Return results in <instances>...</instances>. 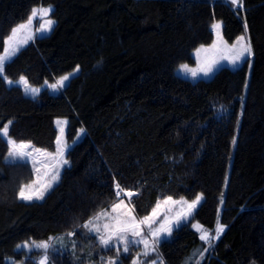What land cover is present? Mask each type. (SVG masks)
<instances>
[{"label": "trees", "instance_id": "16d2710c", "mask_svg": "<svg viewBox=\"0 0 264 264\" xmlns=\"http://www.w3.org/2000/svg\"><path fill=\"white\" fill-rule=\"evenodd\" d=\"M40 6L52 7L55 24L6 65L13 83L0 77V129L12 121L11 138L55 151L56 120H65L69 164L41 201H20L19 186L30 179L24 166L6 162L0 138V264H34L17 244L74 228L75 256L66 237L67 250L50 252L48 264L96 262L82 225L115 202L114 178L139 191L130 204L138 218L167 196L200 194L192 223L211 233L224 225L208 246L182 224L158 245L164 264H264V0H243L239 11L226 0H0V52ZM214 21L229 42L247 23L254 58L242 106L246 64L209 80L175 72L212 41ZM77 65L57 95L26 94L17 83L23 76L33 86L51 84Z\"/></svg>", "mask_w": 264, "mask_h": 264}, {"label": "snow or ice", "instance_id": "6c2138e0", "mask_svg": "<svg viewBox=\"0 0 264 264\" xmlns=\"http://www.w3.org/2000/svg\"><path fill=\"white\" fill-rule=\"evenodd\" d=\"M232 7L237 11L243 8V0H227ZM52 7H43L40 9L33 8L28 15L27 20L14 26L10 34L3 40V51L0 52V77L3 78V82L6 84H12L7 75H5L6 65L13 61L15 56L20 51L21 47L36 38V33H45L52 29L55 21L51 19ZM39 15L43 23L40 24L38 29L34 31L30 29V24ZM220 27L219 23L212 25L213 30ZM245 32H247V23L245 22ZM204 50L208 52L210 50L219 52L216 41L209 49H205L203 45L196 50L199 67L192 69L191 76L197 77L199 74L207 76L210 74L218 63L216 55L205 56L203 61H200V52ZM224 52L226 55H222L221 58L227 59L232 65H236L244 61L247 58L249 68L252 66L251 57L253 56V50L250 40L245 35L238 36L236 41L228 47L224 46ZM181 67L186 68V65ZM79 72V65L73 69L72 73L60 76L55 83L48 85L51 89L57 90L65 86V82L68 81L73 75ZM20 82L24 85L25 93H31L35 95L39 91L36 88H30L26 79L21 76ZM47 83V82H46ZM247 86V80H246ZM244 98L241 97L243 103ZM223 110V106H221ZM239 123V118L237 120ZM12 121H9L0 129V138L5 139L8 146V154L6 162L15 163L30 161L33 164V171L37 174V178L30 181L27 184H21L19 190L16 193V197L20 201L32 203L41 201L46 193L58 182L60 178L61 167L68 165L69 161L65 158L68 144L63 141L64 128L60 127L59 134L56 138V152L47 153L41 149H32L30 142L20 141L17 142L14 138L9 136V127ZM65 122L58 120V125H63ZM237 137L233 136L231 143L235 145ZM43 158V159H41ZM40 164V168H36V164ZM42 173L43 175H39ZM113 192L115 202L111 203L108 209H101L95 212L86 220L82 227L86 230L87 234H94L98 244L104 250H110L112 247H116V256L108 258L106 264H119V256L121 255V248L124 254H128L131 247H139L142 245V250L137 252L131 261V264H149V259L153 253H156L157 245L165 238L170 237L173 230L177 228L182 221H186L190 218L193 210L197 207L201 200V195L197 194L195 199L188 202L183 199L180 201L173 200L171 196H167L164 200L158 201L155 206L152 207L150 213L143 217H137L135 215V208L129 207L132 204V199L139 195V191H131L116 182L113 179ZM127 198L125 200L124 198ZM181 206V210L175 212L171 205ZM174 213V214H172ZM163 218L161 219V217ZM80 227V226H77ZM194 228L200 230V239L207 243H211L212 240L219 237L224 230L223 224H217L215 229V236H211L209 232L204 231L202 226L193 224ZM146 230V231H145ZM76 234V229L66 233V236L71 240V251L75 256L77 247V241L73 238ZM150 237V239H149ZM49 241H55L50 243ZM49 241H24L22 244H17V248H23L31 252L33 249L42 252V255L35 261V264H48L49 253H57L60 251H66L67 245L65 244V237H49ZM56 243L59 244V248L56 247ZM207 251V249H205ZM158 255V254H157ZM199 257L204 256V252H200ZM142 257L144 259H142ZM102 264H104L103 258H101ZM150 264H163L162 260H151ZM196 264H199L197 260ZM255 264V262H253Z\"/></svg>", "mask_w": 264, "mask_h": 264}, {"label": "rangeland", "instance_id": "374dc122", "mask_svg": "<svg viewBox=\"0 0 264 264\" xmlns=\"http://www.w3.org/2000/svg\"><path fill=\"white\" fill-rule=\"evenodd\" d=\"M227 1V0H226ZM37 9H40V8H43V7H36ZM41 23H43V20L42 19H40V17H39V15H37V17L34 19V21L32 22V24H30V29L31 30H35V29H38L39 27H40V24ZM214 23H219L220 24V27L219 28H217V29H215V30H213V28H212V25L214 24ZM213 24L211 25V27H210V29H211V31H212V34H213V37H212V41L209 43V44H202L203 46H204V48L205 49H209L210 48V46L213 44V41H216V44H217V48L218 49H220V51L219 52H214V51H212V50H210V51H208V52H205L204 50H201V52H200V61H203V59H204V57L205 56H212V55H216L217 56V58H218V63H217V65L215 66V68H214V70L210 73V74H208L207 76H205V75H203V74H199L197 77H195V78H193L192 76H191V71L190 70H192V69H197L200 65H199V63H198V57H197V52H196V50L198 49V48H200V46L201 45H199L197 48H195L193 51H192V53H191V56H192V59H193V63H191V64H188V63H181V64H179L178 65V67L176 68V70H175V72H176V74L178 75V76H180V77H182V78H184V79H189V80H193V81H195V80H198V79H203V80H209L210 78H212L213 77V75L219 70V69H221V68H224V67H227V68H230V69H232V70H234V69H237V68H239V67H241L242 65H244V64H246V68H247V75H246V80H247V86H246V82H245V85H244V91H243V98L245 99V97H246V94H247V90H248V84H249V79H250V73H251V69H252V66H251V68H249V64L247 63V58H245L244 59V61L243 62H241V63H238V64H236V65H232V64H230L229 62H228V60L227 59H224V58H221V56L222 55H226V52H224L223 50H224V46L225 45H227L228 47H231V45L236 41V38L238 37V36H241V35H245L246 36V38L247 39H249L250 40V35H249V33H248V29H247V32H245V26H244V31H243V33L242 34H240V35H238L232 42H229V41H227L225 38H224V36H223V34H222V23L220 22V21H214L213 22ZM46 33V32H45ZM44 33H36V37L37 36H39V35H43ZM33 41V40H32ZM29 42H31V41H29ZM28 42V43H29ZM250 43H251V40H250ZM24 46V45H23ZM22 46V47H23ZM251 47H252V44H251ZM252 50H253V47H252ZM253 58H254V51H253V56L251 57V60H252V65H253ZM182 65H186L187 67L186 68H184V67H181ZM72 73V72H71ZM56 81H54L53 83H55ZM67 82V81H66ZM65 82V83H66ZM16 83V82H15ZM21 87H22V89H23V91H24V85H23V83H21L20 82V80L17 82ZM53 83H51V84H53ZM48 85H50V84H48V83H45V84H43V85H41V86H33V85H30L29 83H28V86L30 87V88H36V89H39V91H41L42 89H44V88H47L52 94H59L60 92H61V89L62 88H59V89H57V90H53V89H51ZM38 91V92H39ZM25 92V91H24ZM37 92V93H38ZM37 93H35V94H37ZM27 94H30V95H33V94H31L30 92L29 93H27ZM243 103H244V100H243ZM243 103L241 104V106L243 105ZM58 120H61V121H64L65 122V120H63V119H58ZM58 120H56V124H57V121ZM60 127H63L64 128V132H63V141L64 142H66V140H65V123L63 124V125H58L57 124V128H58V134H59V130H60ZM237 137V136H236ZM17 142H20V141H17ZM67 143V142H66ZM68 144V143H67ZM69 146V145H68ZM234 147H235V145H233V149H234ZM56 148H57V145H56ZM32 149H41V150H44V151H46L47 153H55L56 152V149H55V151H49V150H46V149H42V148H38V147H36V146H34V145H32L31 144V148L30 149H28L29 151H31ZM67 151V150H66ZM8 154V153H7ZM41 159H43V158H41ZM15 163H17V164H21V166H24V173L26 174V175H28V177H29V181L28 182H26L25 184H27V183H29L30 181H32V180H34V179H36L37 178V174H35L34 173V171H33V164L30 162V161H25V162H19V161H17V162H15ZM41 167V165L38 163V164H36V168H40ZM65 167V165L64 166H62L61 167V172H62V169ZM229 171H230V165L228 166V169H227V174H226V180H225V185H224V191H225V189H226V185H227V180H228V177H229ZM61 172H60V174H61ZM39 175H43L42 173H39ZM50 191V190H49ZM47 194V193H46ZM173 198V197H172ZM125 200H127V198L125 197L124 198ZM181 199H183V200H185L184 198H182V197H180V198H173V200H176V201H180ZM223 199L224 198H222V200H221V202H220V206H219V208H218V213L220 214L221 213V210H222V208H223ZM164 200V198H162V199H160L159 201H163ZM185 201H187V200H185ZM188 202H190V201H188ZM129 207H131V205H129ZM169 207H172L173 209H174V211L175 212H178V211H180L181 210V206L179 205V204H177V205H171V206H169ZM196 209V208H195ZM195 209L193 210V212H192V214H191V216H190V218L188 219V220H186V221H182L181 222V224L177 227V228H175L173 231H175V230H177L182 224H192V226H193V224H196V223H192V216H193V213H194V211H195ZM172 214H174V213H172ZM163 218V216L161 217V219ZM216 229V228H215ZM196 230L198 231V233H199V235L201 234L200 233V230H198L197 228H196ZM85 232V234H87V232H86V230L83 228V230H82V232ZM146 231V230H145ZM173 233V232H172ZM223 233V232H222ZM221 233V234H222ZM209 234L211 235V236H215V230H214V232L213 233H211V232H209ZM221 234L219 235V237L221 236ZM88 236H90V238L92 237V240L90 241V246L92 247H90V249H91V253L92 254H94L95 252H97L98 254H97V261L95 262H93V263H91V264H102V260H101V258H103V261H104V264H106V262H107V260H108V258H110V257H115L116 256V251H117V249H116V247H112L110 250H104V249H102L101 248V246L98 244V242H97V240H96V238H95V235L94 234H87ZM172 235V234H171ZM61 236H63V235H59V236H56V237H61ZM76 236V235H75ZM63 237H65V243H66V235L65 236H63ZM218 237V238H219ZM55 238V237H54ZM74 238V237H73ZM169 238H171V236L170 237H167V238H165V239H169ZM218 238H216V239H214V242L218 239ZM149 239H150V237H149ZM165 239H163V240H165ZM162 240V241H163ZM47 241H49V239L47 240ZM50 243H54L55 241H49ZM212 242H213V240L211 241V243L210 244H212ZM207 243V242H206ZM210 244L209 243H207V245L208 246H210ZM159 245V244H158ZM158 245H157V249H156V253H153L152 255H151V257L150 258H148L149 259V264H150V261L151 260H156V259H159V260H162V262H163V259H162V257H161V255L159 254V251H158ZM59 246V244L58 243H56V247L57 248H59L58 247ZM94 246H96V247H94ZM94 248V249H93ZM22 250H23V253L25 254L24 255V258H26L29 254H33V256H34V258H33V261H36L41 255H42V252L41 251H39V250H35V249H33L31 252H28V250H26V249H23L22 248ZM142 250V245L141 246H139V247H131L130 248V251H129V253L128 254H124L123 253V250H122V248H121V255L119 256V264H131V261H132V258H133V256L137 253V252H140ZM81 253H82V249H81ZM158 254V255H157ZM50 256V255H49ZM29 257V256H28ZM31 258V257H30ZM142 259H144L143 257H142ZM17 264H21V263H17ZM35 264V263H34ZM88 264H90V263H88ZM164 264V263H163Z\"/></svg>", "mask_w": 264, "mask_h": 264}]
</instances>
